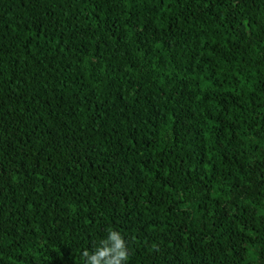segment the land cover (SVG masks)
<instances>
[{
    "label": "trees",
    "instance_id": "16d2710c",
    "mask_svg": "<svg viewBox=\"0 0 264 264\" xmlns=\"http://www.w3.org/2000/svg\"><path fill=\"white\" fill-rule=\"evenodd\" d=\"M264 264V0H0V264Z\"/></svg>",
    "mask_w": 264,
    "mask_h": 264
},
{
    "label": "clouds",
    "instance_id": "9594fccd",
    "mask_svg": "<svg viewBox=\"0 0 264 264\" xmlns=\"http://www.w3.org/2000/svg\"><path fill=\"white\" fill-rule=\"evenodd\" d=\"M85 264H124L127 252L119 233L109 231L106 239L101 240L91 253L85 252Z\"/></svg>",
    "mask_w": 264,
    "mask_h": 264
}]
</instances>
